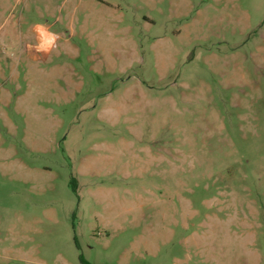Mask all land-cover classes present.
<instances>
[{"label":"rangeland","instance_id":"374dc122","mask_svg":"<svg viewBox=\"0 0 264 264\" xmlns=\"http://www.w3.org/2000/svg\"><path fill=\"white\" fill-rule=\"evenodd\" d=\"M81 259L264 264V0H0V264Z\"/></svg>","mask_w":264,"mask_h":264},{"label":"crops","instance_id":"0c3cea01","mask_svg":"<svg viewBox=\"0 0 264 264\" xmlns=\"http://www.w3.org/2000/svg\"><path fill=\"white\" fill-rule=\"evenodd\" d=\"M37 32L40 36L43 46L48 47L52 45V42L54 41V35L50 32V29L38 26Z\"/></svg>","mask_w":264,"mask_h":264},{"label":"trees","instance_id":"16d2710c","mask_svg":"<svg viewBox=\"0 0 264 264\" xmlns=\"http://www.w3.org/2000/svg\"><path fill=\"white\" fill-rule=\"evenodd\" d=\"M72 184H73V191L76 193L77 192V186H76L74 180L72 181ZM81 260L85 264V261L83 259H81Z\"/></svg>","mask_w":264,"mask_h":264}]
</instances>
